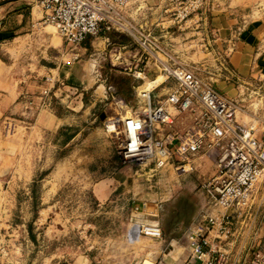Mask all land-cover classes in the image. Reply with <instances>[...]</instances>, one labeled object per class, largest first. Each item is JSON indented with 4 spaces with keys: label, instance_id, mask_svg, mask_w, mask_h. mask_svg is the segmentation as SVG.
<instances>
[{
    "label": "rangeland",
    "instance_id": "374dc122",
    "mask_svg": "<svg viewBox=\"0 0 264 264\" xmlns=\"http://www.w3.org/2000/svg\"><path fill=\"white\" fill-rule=\"evenodd\" d=\"M221 2L222 0H207L198 14L219 8ZM185 3L186 0H159L149 19H159L162 11L168 9L166 15H169L168 20L171 22L169 26H172L173 21L176 25L177 22L186 21L188 24L190 18L196 17L181 20L175 16L176 11ZM39 27L42 47L49 37L57 40L59 35L52 24L40 20ZM182 32L188 33L189 28ZM182 32L175 31L174 34L177 36ZM185 39L189 40L191 37L187 35ZM101 42L102 38H97L94 47L88 49L89 52L82 53L78 59L86 61L87 66L103 80L106 85L105 97L99 107L90 109L84 120L68 121L78 123L77 127H69L65 123L55 133L44 132L45 136L43 134L35 143L30 135L32 133H28V128H24L22 124L15 126L9 123L7 127L0 128V264H68L75 261L83 264L82 258L88 253L92 257V264H97L95 257L103 254L102 249L106 245L119 253L118 264H144L145 260L153 262L145 255L148 251L159 249V244H165L162 239L167 237L170 233L168 231L162 230L161 238L140 234L139 225L143 222L135 220L140 219V208L131 210V204H126L124 198L115 202L101 201L100 195L96 194V183L103 175L106 162L117 153L102 122L89 125L87 122L98 111L104 112L107 117L114 115L116 106L124 107L113 96L123 99L128 107H135L140 87L150 82L152 89L164 79L157 72L150 79H139L137 83H133L130 79L133 71H130V65L119 66L117 62L111 65L107 54L109 46L106 42ZM126 44V50L136 51L139 56L144 57L136 44L129 41ZM62 46L64 50L67 49L63 42ZM102 47L104 49H98ZM193 66L199 68L196 70L205 83L221 93L219 85L233 83L231 75L219 68V63L212 57L207 59L205 66ZM260 68L261 66L257 71L250 70L240 76V80L234 83L236 92L232 91L229 98L234 100L238 120L250 125L254 135L264 145V69ZM104 71L112 75L109 76ZM124 76L130 78H127L128 83H124L125 90L120 95L118 86ZM162 86L153 90L154 95L165 92ZM50 99H46L47 104ZM48 107H53L55 113L67 109L65 102L50 104ZM172 112L174 121L176 120V132L173 133L184 135L193 123L192 116L189 113ZM82 126L84 128L78 137L64 146L71 131ZM121 165L128 167L122 162ZM98 170L101 171L100 174ZM214 172L215 164L205 149L191 157V170L182 172L172 165L164 167L157 177L160 182L174 187L170 191L162 188L165 191L162 214L166 211V203L177 200L179 196L187 197L196 207V196L201 192L200 183ZM155 184L158 182L154 180L136 181V186L140 188H148L149 185L154 187ZM162 214L158 217L160 223ZM231 228L233 232L244 234L248 238L250 256L254 250L261 248L262 243L258 247L257 241L264 232V178L255 184L250 206L242 210L239 216L234 215ZM128 231L133 238L130 241L126 238ZM173 232L172 230L171 234ZM108 237L118 241L105 240Z\"/></svg>",
    "mask_w": 264,
    "mask_h": 264
},
{
    "label": "crops",
    "instance_id": "0c3cea01",
    "mask_svg": "<svg viewBox=\"0 0 264 264\" xmlns=\"http://www.w3.org/2000/svg\"><path fill=\"white\" fill-rule=\"evenodd\" d=\"M158 1L132 0L130 16L143 30L150 31L160 44L166 45L180 63L199 69L193 65L205 66L207 59L214 58L219 63V68H223L231 75L230 80L233 82L219 85L223 93L217 91L223 96L231 97L232 91H235L234 83L240 80V76L250 70L257 71L259 66L260 69H264L262 68L264 66V0H222L219 8L194 15L196 18H190L191 22L189 21L188 24L186 21V23L177 22L176 25L173 21L172 26H169L171 22L168 20L169 15H166L168 9L162 11L159 19H149ZM38 2L39 0H0V128L7 127L9 123L15 126L22 124L24 128H28V133H32L30 135L33 136L34 143L42 138L44 132L55 133L65 123L69 127H77L78 123L68 121L84 120L86 116L88 117L90 109L99 107L103 102L106 91V85L99 79L97 73L87 66L86 61L78 59L82 53H87L88 49L94 47L97 38L87 37L76 52L78 57L75 52L63 49L60 36L57 40L50 37L45 39L42 47L41 30L40 27L38 28L42 12ZM186 28H189V32H182ZM175 31L182 33L175 36ZM187 35L191 39L186 40ZM98 38H102L101 43H107L106 35ZM98 49L102 50L104 47ZM126 49L122 52V65L134 67L135 64L140 63L142 80L156 75L157 70L152 64L151 57L145 59L136 51ZM108 52L109 50L107 54ZM159 57L163 58L160 55ZM110 61L111 65L118 62L113 56ZM46 76H52L54 83L47 84ZM162 85V90L165 92L157 95L164 96L173 85V81L167 80ZM45 87L51 88L49 104L42 96ZM63 102L67 109L61 113H55L53 107H48L50 104ZM102 113L98 111V114L87 124L102 122L100 117ZM189 116L193 119L192 114ZM235 117L239 123L251 128L250 125L238 120L236 110ZM83 128L82 126L80 129L72 130L70 138L64 141V146L77 138ZM163 130L176 132V120ZM106 164L101 179L96 183L98 185L96 194L100 195L99 199L115 202L124 198L126 204H131V210L137 204L140 206L144 204L140 207V219L135 218V220L153 221L159 224L158 217L162 214L165 204L163 200L165 191L162 188L170 191L174 185H167L159 180V185L140 188L136 186V181L143 178H135L129 167L121 165L118 155L113 158L111 156ZM100 172L98 170L99 174ZM214 174L215 172L206 179L212 178ZM203 202L204 198L200 192V195L196 196V210L189 222L178 223L172 234L171 230L167 237H163L162 241L165 244H159V249H152L145 254L153 260V264H208L206 258L202 261L191 256L187 241V235L196 227L197 215ZM243 235L233 232L231 236L220 242L213 238L214 232L211 231L209 237L212 243H217L219 249L226 253V264H248L251 259L248 250L249 240ZM105 240L118 241L111 237ZM261 243L259 249L264 251V232L257 241L258 247ZM102 253L95 257L97 264H118L120 256L115 249H109L106 245ZM82 259L83 264H92L89 253ZM68 264L78 263L75 261Z\"/></svg>",
    "mask_w": 264,
    "mask_h": 264
},
{
    "label": "built area",
    "instance_id": "2783aa9c",
    "mask_svg": "<svg viewBox=\"0 0 264 264\" xmlns=\"http://www.w3.org/2000/svg\"><path fill=\"white\" fill-rule=\"evenodd\" d=\"M206 2L186 0L175 16L181 20L194 16ZM38 3L42 22L55 27L62 42L76 57L87 37L106 35L108 57L111 60L113 56L118 60L117 65L124 66L122 51L128 45L111 44L107 33L115 31L128 36L145 59L152 58L153 66L164 79L150 91H139L135 107H128L123 99L113 96L124 108L117 106L119 113L105 116L103 128L122 164L130 167L135 178L147 182H158V173L167 165L182 172L191 170V157L206 150L215 164V174L200 183L204 202L195 229L187 235L188 248L198 260L206 258L208 264H226V253L217 243H212L209 234L213 231V238L220 242L232 235L234 215L239 216L250 206L254 186L264 178L263 142L252 128L236 120L233 100L205 83L195 68L178 62L166 45L138 26L130 16L132 0H39ZM140 65L129 68L136 78L141 75ZM167 80H172L173 85L164 96L154 95L153 90ZM45 82L54 83L53 77L46 76ZM42 96L49 99L51 88L45 87ZM173 110L193 115V123L184 135L163 130L173 124ZM141 206L135 205L134 210ZM139 227L140 234L152 238L162 236L156 222H143ZM127 239H133L130 232ZM248 264H264V251L254 250Z\"/></svg>",
    "mask_w": 264,
    "mask_h": 264
},
{
    "label": "trees",
    "instance_id": "16d2710c",
    "mask_svg": "<svg viewBox=\"0 0 264 264\" xmlns=\"http://www.w3.org/2000/svg\"><path fill=\"white\" fill-rule=\"evenodd\" d=\"M112 45H128V41L131 43V39L123 34H119L115 31H110L107 33ZM106 74L111 76L107 71H104ZM132 77L124 76L125 78H121L123 80L120 81V85L118 86L119 94L124 93L125 85L124 83H128L127 78L132 79V82L137 83L140 78H136L133 75ZM134 87V85H133ZM68 135V134H67ZM71 134L66 137V140L70 138ZM166 211L161 217V223L159 222V227L161 231H171L175 229L180 222L188 223L192 214L195 212L196 207L195 204L187 197L179 196L177 200L173 202L166 203ZM163 213V212H162Z\"/></svg>",
    "mask_w": 264,
    "mask_h": 264
},
{
    "label": "bare ground",
    "instance_id": "6f19581e",
    "mask_svg": "<svg viewBox=\"0 0 264 264\" xmlns=\"http://www.w3.org/2000/svg\"><path fill=\"white\" fill-rule=\"evenodd\" d=\"M150 85H151L150 82L145 83L142 87H140V92L141 91H149L151 89V86ZM115 108H116V110H115L116 112L119 113L121 111V110H119V107L116 106ZM116 112H113V113H116ZM144 264H153V262L150 261V260H148V261L145 260V263Z\"/></svg>",
    "mask_w": 264,
    "mask_h": 264
},
{
    "label": "water",
    "instance_id": "95a60500",
    "mask_svg": "<svg viewBox=\"0 0 264 264\" xmlns=\"http://www.w3.org/2000/svg\"><path fill=\"white\" fill-rule=\"evenodd\" d=\"M105 116H106V114L103 112L100 117L103 120L105 118Z\"/></svg>",
    "mask_w": 264,
    "mask_h": 264
}]
</instances>
